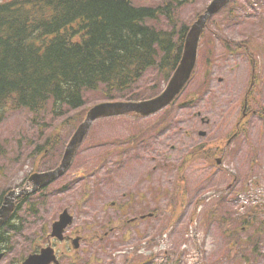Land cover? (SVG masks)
I'll return each mask as SVG.
<instances>
[{"label": "rangeland", "instance_id": "374dc122", "mask_svg": "<svg viewBox=\"0 0 264 264\" xmlns=\"http://www.w3.org/2000/svg\"><path fill=\"white\" fill-rule=\"evenodd\" d=\"M210 1L182 6L179 18L189 22ZM255 1L232 0L214 12L203 45L212 51L211 67L206 71L198 65L194 78L166 111L138 123L93 125L68 170L24 202L22 229L12 233L10 251L0 264H20L18 258L31 253L32 242L50 231L63 209L73 216L65 234L80 235L81 240L74 252L69 243L55 245L62 264H264V116L251 113L264 108V52L261 47L257 55L248 54L257 60V78L253 97L243 102L250 88L251 58L239 51L227 53L220 42L264 46V21L259 19L264 0L253 7ZM151 81L155 84L148 87ZM164 84L151 69L135 97H148ZM103 100L99 91H86L84 106ZM243 110L251 112L239 133L215 155L218 167L204 155H191L207 142L233 134ZM162 117L158 131L130 141L137 133L135 125L146 126ZM62 120L51 105L36 116L26 108L0 110V144L5 148L0 155V192L31 187V172L46 171L57 162L56 153L64 146L43 154H36L34 147ZM62 130L60 140L66 143L73 126L63 125ZM214 145L222 143L217 140ZM179 174L186 188L183 197L175 192ZM29 203L34 212L25 210ZM195 206L200 207L191 221ZM148 213L152 216L140 218ZM132 217L137 218L133 225H122Z\"/></svg>", "mask_w": 264, "mask_h": 264}, {"label": "trees", "instance_id": "16d2710c", "mask_svg": "<svg viewBox=\"0 0 264 264\" xmlns=\"http://www.w3.org/2000/svg\"><path fill=\"white\" fill-rule=\"evenodd\" d=\"M185 1L137 7L130 0H1L0 110L26 108L36 116L51 104L64 118L34 148L51 152L62 144L63 125L82 119L77 109L85 90L103 85L105 97L113 98L130 91L150 67L170 75L189 26L177 15ZM149 19H164L168 29L147 25ZM30 204L26 211L34 212ZM20 207L0 230L6 236L0 250L22 229Z\"/></svg>", "mask_w": 264, "mask_h": 264}, {"label": "water", "instance_id": "95a60500", "mask_svg": "<svg viewBox=\"0 0 264 264\" xmlns=\"http://www.w3.org/2000/svg\"><path fill=\"white\" fill-rule=\"evenodd\" d=\"M228 0H213L207 7L206 11L198 18V20L191 26V29L187 35L185 49L183 51L182 58L174 71L166 89L157 97L147 101L141 102H104L99 103L89 109L86 118L77 127L74 134L70 138L67 147L65 149L62 161L60 165L53 171L37 174L34 173L30 176V180L34 181V187L36 184L44 185L51 180L60 176L69 166L75 149L83 139L86 131L88 130L91 122L100 116L114 115L126 112H138L140 114H148L156 111L165 104H167L184 86L188 80L196 56L197 41L200 32L205 24V21L210 15L218 10ZM31 190L23 189L21 191H10L4 200L3 206L0 208V225L8 217L14 208V199L17 196L22 195ZM70 217L65 215L60 216V221L53 224L52 236H57L62 239V231L64 227L70 223ZM53 249L48 246L41 249L39 254L29 255L23 264H49L51 261H55V257L52 255Z\"/></svg>", "mask_w": 264, "mask_h": 264}, {"label": "bare ground", "instance_id": "6f19581e", "mask_svg": "<svg viewBox=\"0 0 264 264\" xmlns=\"http://www.w3.org/2000/svg\"><path fill=\"white\" fill-rule=\"evenodd\" d=\"M52 255H53L54 257L56 256V254H55V253H53Z\"/></svg>", "mask_w": 264, "mask_h": 264}]
</instances>
